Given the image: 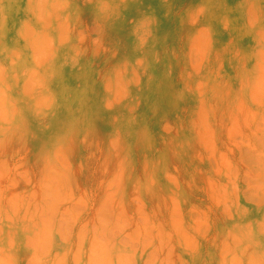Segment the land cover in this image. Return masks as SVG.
I'll list each match as a JSON object with an SVG mask.
<instances>
[{
	"label": "rangeland",
	"instance_id": "374dc122",
	"mask_svg": "<svg viewBox=\"0 0 264 264\" xmlns=\"http://www.w3.org/2000/svg\"><path fill=\"white\" fill-rule=\"evenodd\" d=\"M0 264H264V0H0Z\"/></svg>",
	"mask_w": 264,
	"mask_h": 264
}]
</instances>
